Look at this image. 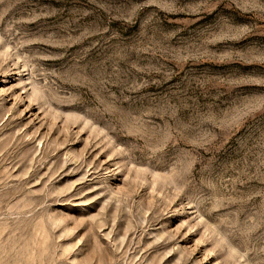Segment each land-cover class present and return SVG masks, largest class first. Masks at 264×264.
I'll return each instance as SVG.
<instances>
[{
  "label": "rangeland",
  "instance_id": "374dc122",
  "mask_svg": "<svg viewBox=\"0 0 264 264\" xmlns=\"http://www.w3.org/2000/svg\"><path fill=\"white\" fill-rule=\"evenodd\" d=\"M0 264H264V0H0Z\"/></svg>",
  "mask_w": 264,
  "mask_h": 264
}]
</instances>
